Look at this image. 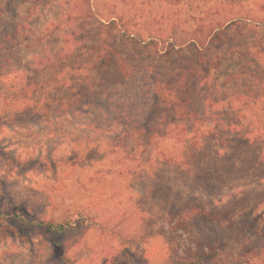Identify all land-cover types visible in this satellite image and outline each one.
Instances as JSON below:
<instances>
[{
	"label": "rangeland",
	"instance_id": "obj_1",
	"mask_svg": "<svg viewBox=\"0 0 264 264\" xmlns=\"http://www.w3.org/2000/svg\"><path fill=\"white\" fill-rule=\"evenodd\" d=\"M199 38L200 52L217 63L191 50ZM105 47L122 56L129 76L104 66ZM246 50L264 62V0H0V92L32 82L20 97L65 102L72 85L87 94L73 114L0 124V207L18 203L40 218L65 204L98 223L67 250L62 242L80 230L43 237L18 227V235L0 239V264H62L63 255L69 264H117L120 237L166 227L190 204L236 211L223 221L186 220L190 233L177 235L183 248L197 240L228 255L256 250L264 223V80L253 65L240 72L236 51ZM189 69V92L214 136L174 168L146 133L178 149L163 133L174 126L154 88ZM48 151L56 161L81 155L53 173L34 164ZM125 245L142 261L164 264L159 239Z\"/></svg>",
	"mask_w": 264,
	"mask_h": 264
},
{
	"label": "trees",
	"instance_id": "obj_2",
	"mask_svg": "<svg viewBox=\"0 0 264 264\" xmlns=\"http://www.w3.org/2000/svg\"><path fill=\"white\" fill-rule=\"evenodd\" d=\"M213 30H215L214 26L211 30V34ZM211 34H206L205 38L210 37ZM214 35L215 34H212V36ZM190 46L191 50L200 57L199 59L206 62L212 61V64L218 62V59L212 58L209 52H200L199 48L205 47L204 39L199 38L196 42H192ZM258 57L259 56L255 52L246 50L236 51L235 59L237 65L241 68L240 72L245 73L255 70L257 77L264 80V62H261ZM100 59L105 63V65H103L109 68L114 75L129 76V70L125 60L113 47H105ZM252 65L254 66V70H252ZM193 71L195 70L193 69ZM193 71L189 69L183 71V73H185L183 76L171 77L173 81L171 82V80H169L165 87H161L157 81L154 88V92L161 97L164 104L169 108L171 112L170 123L174 126L172 129L166 128V130H163V133H166L169 139L173 138L175 143L179 144L178 149L176 151H170L165 147H160L158 142L154 140L155 137L152 136L153 134H149L148 130L146 135L149 137V140L153 141V146L150 144L151 149L157 151L156 153L160 161L164 164L172 165L174 168H181L187 165V157L190 158L192 152L199 151L202 146L200 142L201 138L208 139L214 136L212 127L207 125L209 120L203 117V114L205 115L206 113L201 114L197 110L194 98L189 92L192 89L190 85L195 84V82L190 85L187 84L189 76L192 75ZM55 79H58V76H56ZM70 80H74V77L70 76ZM57 81L58 80H54L57 86L58 82L64 83L62 80ZM31 84L32 82L28 84L26 82L20 83L16 86H11L6 92H0V124L6 123L11 126L13 123H22L36 118L41 119L49 116L73 114L80 109L83 103L81 99L87 96V94L81 93L72 85V88H70L72 93L66 97L67 101L65 102H60V100L59 102L46 100L45 98H41V96L37 98L35 95L33 98L31 96L29 99L26 98V95L20 97V93L18 92L25 91ZM36 85L39 84L37 83ZM29 89H31V87ZM36 90L37 88L32 91L35 92ZM257 97V94L253 95L251 100L252 103H256ZM183 122H188L190 125L183 126ZM261 126L263 132L260 137L261 153L259 162L263 163L264 120ZM89 152H91V150L86 153ZM51 153V151H48L45 160H42L40 155L33 158L35 159L34 164H39L43 168L50 169V171L54 173L58 165L68 164L72 159H78L79 155H81L76 154L56 161ZM183 153H185V156ZM63 205L62 209L58 212L40 218L18 203H15L11 208L3 205L0 207V239L6 238L7 235H18L21 226L38 229L41 231L43 237L72 230H80L81 233L77 232L71 234L62 242V246L65 250L70 249L81 241L83 237L82 233L95 228L98 226V223L94 222L91 216L83 215L79 208ZM235 211V206L233 205L204 208L200 205L190 204L182 210L174 223L166 227L156 226L155 228H145L140 233L139 238L131 236L126 240L124 237H120L118 242L122 247L119 250L118 255L120 259L117 264H130V262L149 264L148 261H142L134 254H131L125 245L127 241L132 243V245H137L139 242L149 239H159L164 243V264H264V254H260V251L261 253L264 252V223L261 227L262 231L257 232L256 235L258 240H260L258 242L259 244H256L258 250L245 248L242 252L239 251L228 255L220 252L214 244L208 243L203 245L195 240V245L193 247L188 246L183 248L179 242L177 236L178 231L190 233L186 220L202 217L214 222L223 221L225 219L227 220L230 214H233ZM261 255H263V259L259 261L258 258ZM60 261L62 264L72 263L71 259L65 257V255L61 256Z\"/></svg>",
	"mask_w": 264,
	"mask_h": 264
}]
</instances>
